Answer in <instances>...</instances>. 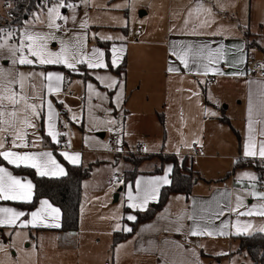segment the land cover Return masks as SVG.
Segmentation results:
<instances>
[{"label":"snow or ice","instance_id":"6c2138e0","mask_svg":"<svg viewBox=\"0 0 264 264\" xmlns=\"http://www.w3.org/2000/svg\"><path fill=\"white\" fill-rule=\"evenodd\" d=\"M139 0H122L121 3L109 4L108 0L98 3L97 0H38L35 11L28 13L29 18L17 21L14 24L0 26V160L15 168L34 169L40 177L62 178L68 176L65 168L57 162L51 150L33 151L41 146L44 137L39 135L41 121H44L46 136L51 143L59 145L60 137L68 135L58 129V122L64 128L69 125L62 121L61 113L57 110L54 100L71 113L70 119L81 122V116L66 104L62 96L70 93L72 83H77L85 88V96L81 97L87 105L89 117V131H107L118 134L123 132V125L110 115L105 118L95 116V109H102L110 114L114 109L105 108L104 103L111 101L116 109L125 102V82L118 76L111 74V69L120 68L124 62L125 46L119 47L113 44L110 48V59L106 58V51L99 46L89 47L94 40L99 41H126L124 35L112 36L101 32H93L92 25L103 27L105 20L102 16H108L111 9H128L135 16ZM228 5L235 7L232 0ZM7 7L12 8L8 3ZM83 9V16L78 18V9ZM89 9L99 10L96 16L89 13ZM67 10L69 14H64ZM227 11L224 0H194V4L182 12L174 11L173 19L183 16L182 23L177 26L172 24L169 32L172 36L188 37L185 40H172L169 46V59L166 71L170 75L194 74L204 77L195 81L197 89L201 85H207L210 81L209 75L228 76L233 79H243L248 76V71L242 67L247 63V42H241L226 48L224 43L215 40H203L202 37H227L235 36L233 25L225 28L219 23L220 13ZM128 12H125V16ZM110 26L129 27V21L116 16H108ZM245 29L247 25L244 26ZM69 33H71L69 35ZM213 44H217L213 47ZM252 51H255L254 49ZM231 52L232 60L227 58ZM178 62V63H177ZM224 64L229 71H224L220 65ZM68 74H78L85 77L79 81H71ZM260 74L264 76V63L258 65ZM255 71V69H253ZM103 73V74H101ZM86 75L92 76L95 81L107 90L101 92L97 85L88 81ZM248 85L261 83L252 79H246ZM177 91H180L178 89ZM193 97L199 99L200 91L187 90ZM114 92V96H109ZM260 110L254 118L252 93H249L247 104L246 139L242 146V156L233 161L239 166L242 160L264 170V91L260 93ZM215 105L217 101L211 95L205 97ZM100 103L93 104V100ZM84 105H81L83 110ZM202 114L206 117H218L219 112L210 107L203 106ZM123 119V117H122ZM260 127L257 129L256 125ZM130 135V133H124ZM90 138V142L95 140ZM192 144H201L200 140L192 141ZM122 140L117 138L115 145L110 147L103 144L102 147L109 151L123 152ZM191 147L190 144H185ZM164 144L159 145L163 150ZM202 147V144H201ZM144 153L154 151V148L143 146ZM179 155V148L176 150ZM60 155L72 165L81 164V153H70L62 151ZM118 171V170H116ZM174 168L169 165L164 169L163 175L155 176L149 180L136 181V194L133 195L132 186L127 185L128 195L126 206L136 211H147L150 203L158 202L161 189L172 184ZM112 181L119 184L125 182L113 175ZM237 184L242 186L231 191L225 189L217 196L204 203H200L190 213L181 212L172 221L175 225L171 230L185 237V243L191 244V237H223V236H245L251 237L256 234H264V176H259L252 171H243L236 179ZM35 185L31 180L14 175L8 167L0 163V201H13L21 204H32L35 196ZM249 198L255 203H248ZM176 199H181L177 197ZM197 205V201L193 200ZM61 209L55 207L47 199L39 201V207L34 211L25 212L15 207H0V229H9L8 236L21 235L17 229L23 228H61ZM30 217V219H25ZM228 217H235L234 220ZM245 217L246 219H241ZM255 218L262 221L259 225L254 222ZM114 232L132 233L133 228L121 225L120 220L135 222L137 216L128 214L126 216H113ZM190 221V224H185ZM219 221V224H217ZM26 238V237H25ZM178 248H184V244L176 243ZM35 246H33L34 249ZM200 247H204L200 245ZM15 241L5 244L0 241V252L10 257L9 249H16ZM123 245L116 248L119 253ZM195 258L197 253L194 248L188 249ZM23 251V250H21ZM216 255H227L217 253ZM3 264V262H0ZM11 264H17L11 260ZM189 264H202L201 261L193 259Z\"/></svg>","mask_w":264,"mask_h":264},{"label":"crops","instance_id":"0c3cea01","mask_svg":"<svg viewBox=\"0 0 264 264\" xmlns=\"http://www.w3.org/2000/svg\"><path fill=\"white\" fill-rule=\"evenodd\" d=\"M97 2L103 3L104 0H97ZM121 2L122 0H108L109 4ZM209 2H214V0H209ZM224 2L227 6V11L220 13L219 23L225 28L239 25L238 28H233L236 35L202 37L199 39L201 41L215 40L217 43H224L226 48H231L233 45L241 42H247L246 51L248 52V58L247 63L242 67L246 69L257 62L264 63V0H232V3L235 4L234 8L228 5V0H224ZM193 4L194 0H139L136 9L140 10V20H138L137 16H132L131 19V11L128 9H111L108 12V16H115V13L119 12H128L127 20L129 21V27L110 26L107 22L108 16H102L105 20L104 26L92 25L91 30L112 36L124 35L127 38L126 41L94 40L89 43V47L96 45L104 49L106 51V58L108 59H110V48L113 44L118 47L123 44L126 49L124 53L125 59L120 68L111 69V74L118 76L126 84L124 93L125 102L119 109H116V106L111 101H106L104 107L114 110L110 114H106L102 109H95V116L103 119L106 115H110L111 118L117 119L118 122L120 121L123 128L131 123L142 125L160 123L163 127L165 125L167 127L174 126L176 130H179L178 135L183 140H185V137L186 139H191L190 141L200 140L202 147L201 144H195L199 149L197 155L193 152L194 144L185 153L177 155L180 160L188 158L189 166L201 177L200 181L194 186L192 193L188 196L182 193L172 194L165 207L154 218L140 223L133 235L114 245V235L116 232L113 231L115 221L112 217L126 216L128 214L137 216V213L140 212L129 209L126 206L127 185L132 186L133 195H135L137 180H149L155 176L163 175L164 169L169 165L173 166L172 163H165L161 173L155 172L161 166L159 156L172 155L170 152L163 153L164 147L161 153L157 155L160 161L159 164H156L153 169L143 170L142 166L147 160L143 161L136 177L133 180L128 179L125 181V185L121 191L119 190V196L116 199V201L123 199V205L120 204L119 207L112 206L111 199L107 197L108 192H104V188L97 185V182L92 178L93 175L85 179L83 182V195L77 232L60 231L61 228L29 227L17 229L16 231L21 233L19 237L15 235L10 237L7 235V232L10 231L9 229H0V241H3L6 245L15 241L18 245L14 258L7 257L4 252H0V262L11 264V260H16L17 264H189L190 261L196 259L201 261L202 264H206V260L212 258L218 259V257L214 256V252L221 240H229L231 238L230 241H236L237 239L239 243V237L237 236L191 237L192 243L189 245L185 243L184 235L171 230L166 231V229H171L175 226L172 221L181 212H192L200 203L211 200L213 196H217L220 191L225 189L229 191L239 189L242 185L237 184L236 179L241 172L253 171L258 175L253 166L246 165L244 162H241L237 166L233 161L242 156V146L246 139L249 93H252L254 118H259L256 114L261 107L260 93L264 91V84L248 85L245 83V80L252 79L264 82V79L258 77L233 79L228 76L213 77L209 75L207 79L210 83L201 85L197 89L195 81L204 77H197L194 74H184L183 78H181L180 75H170L166 71L168 61L172 59L169 55L170 42L172 40L190 39L170 34L169 27L172 24L179 26L183 19L182 15L177 19H173L172 13L174 11L182 12L188 7L193 6ZM4 7H7V5L3 4ZM80 11L82 17L84 14L83 9L81 8ZM89 13L93 16L102 15L96 9H89ZM150 17H153L155 20H149ZM132 22L133 25H131ZM245 25H247L246 29ZM150 33H163V35L161 37H150ZM216 46L217 44H213V47ZM253 49L255 51H252ZM227 58L232 60L233 55L231 52L227 53ZM220 67L224 71L230 70L223 63ZM57 70L65 71V69ZM72 74L74 75L72 76ZM72 74L69 75L71 81L85 79V77H80L78 74ZM210 77H212V80H210ZM86 79L96 84L99 91H107L92 76L86 75ZM178 89L180 91H177ZM188 89L200 91L201 97L199 99L193 97L189 100L188 96L190 93L187 91ZM85 94L84 87L77 83H72L69 95L62 96L61 98L66 101L68 106H76L79 103L80 97H84ZM108 94L110 97L114 96V92H109ZM208 95L214 97L217 104L214 105L211 100L206 99L205 97ZM97 103H100V101L94 99L93 104ZM224 103L228 104V110L231 108L232 103L236 105L231 114L226 113L223 109ZM54 104L57 109L59 107L66 113L67 109L56 103L55 100ZM164 104H167V110L162 109ZM203 106L218 111L220 113L219 116H204L202 114ZM81 114L82 125L73 127L71 131L72 150L65 151L81 153V164L73 166L86 167L84 164L86 162L85 153L83 154L82 149L75 147V141L81 139L83 146H85L89 140L85 135V132L89 129L86 104H84ZM40 123L41 128L43 124L46 135L44 121L42 120ZM256 127L259 129L260 125L257 124ZM41 128L39 135L43 137ZM165 135L166 129L163 139ZM105 137L106 135L104 134ZM46 141L50 145L53 144L50 138L47 137L43 140L40 147L32 150H51L57 162L67 171L64 162L66 160L60 155L62 151L57 150L59 145L55 148H50L47 147L49 145ZM140 144L137 145L135 151ZM125 146L127 144L124 142V145H122L124 148L123 153L128 152L125 150ZM112 155L115 159L117 158L115 154ZM145 155L150 156L149 160L153 159V155ZM109 156L111 157V155ZM103 159H94L95 162L92 164L96 168L103 167V163L107 162ZM111 159L107 160L114 162ZM0 163L8 167L14 175L31 180L34 184V181L29 176L16 173L11 168L14 166L8 165L2 160H0ZM117 166L114 165L115 168ZM131 170L133 168L123 171V175H126V171ZM177 197L181 199H176ZM193 200L197 201V205L193 204ZM155 203L157 202L150 203L148 209ZM20 204L13 201H0V207H15L25 212L34 211L39 207L38 204L35 209L29 211ZM244 218L241 217V219ZM25 219H30V217H25ZM228 219L234 220V217H228ZM119 222L121 225L126 224L130 227L134 223L127 220H120ZM190 223V221H185L186 225ZM217 224H219V221H217ZM122 233L127 234L126 232ZM177 242L184 244V248H178L176 246ZM119 245H123V248L117 253L115 250ZM200 245L204 247H200ZM33 246H35L34 249ZM189 248L195 249L197 253L195 258L188 250ZM19 249H22L23 252L20 253ZM228 257L230 258V256Z\"/></svg>","mask_w":264,"mask_h":264},{"label":"trees","instance_id":"16d2710c","mask_svg":"<svg viewBox=\"0 0 264 264\" xmlns=\"http://www.w3.org/2000/svg\"><path fill=\"white\" fill-rule=\"evenodd\" d=\"M3 4H12L8 14L12 21L9 24H14L17 21H23L29 18L28 13L35 11V4L38 0H0ZM1 20V16H0ZM0 22V26H1ZM123 68V66H122ZM63 69V68H58ZM66 72V70H65ZM67 73V72H66ZM68 74V73H67ZM70 75V74H68ZM74 74H72L73 76ZM44 140L47 138L42 124L41 128ZM47 142V141H46ZM50 148H55L57 145L47 142ZM148 158L150 156H147ZM137 166L131 171H126L125 181L133 180L138 169L143 163V159L139 158ZM161 166L157 168L156 173H161L164 169L165 163H172L174 172L171 176L172 184L162 188L159 201L150 206L145 212L137 213V220L131 224L133 228L132 233L123 234L116 232L114 235V245L130 237L135 232L137 226L145 221L154 218L167 204L170 196L174 193H182L186 196L192 193L194 186L200 181L201 177L189 166L188 158L180 160L177 155H160ZM66 164L68 176L62 178L40 177L35 173L34 169L30 168H15L11 167L16 173L29 176L35 184V196L32 204H20L29 211L35 209L41 199L49 200L53 205L59 207L62 212V227L60 231L77 232L79 226L80 205L83 195V182L91 175V167L73 166L64 161ZM246 165L253 166L258 172L259 176H264V170L248 161H242ZM124 181V182H125ZM238 253H246L250 259L251 264H264V234H256L251 237L240 236Z\"/></svg>","mask_w":264,"mask_h":264},{"label":"rangeland","instance_id":"374dc122","mask_svg":"<svg viewBox=\"0 0 264 264\" xmlns=\"http://www.w3.org/2000/svg\"><path fill=\"white\" fill-rule=\"evenodd\" d=\"M62 11L64 12V14H69L67 13V10H62ZM77 11H78V18H80L81 11L80 9H78ZM8 12H9V8L8 7L3 8V3L0 2V16H1L0 22L2 24L1 26H6L9 23H11L12 19L8 14ZM115 16L122 17L126 20L128 17V15L125 16V12L115 13ZM132 16L133 15L131 13V19ZM136 16L138 17V20H140L139 19L140 10L136 9L135 17ZM149 20L154 21L155 19L153 17H150ZM131 25H133V22L131 23ZM70 34L71 33H69V35ZM162 35L163 33L149 34L150 37H154V36L161 37ZM167 107H168L167 104H164L162 109L167 110ZM222 107L226 111V113L231 114V112L235 109L236 105L232 103L231 108L229 110L227 103H224ZM162 112L165 114L164 111ZM76 113L80 115L79 112ZM80 116L82 117V114ZM119 123L121 122L119 121ZM163 129L164 131L166 129V135L164 139H163V134H164ZM178 132L179 130H176L174 126L167 127L165 125V127H163L160 123L155 125H142L138 123H131L125 128H123V132H120L118 134L109 133L107 131L93 132L87 129L85 135L89 139L88 143L85 146H83L82 140L79 139L75 141V147L78 149H82L83 150L82 153L83 154L85 153V161H86L84 163L85 166L88 168L89 167L92 168L91 175H93L92 177L93 180L97 182V185L99 187L104 188L105 190L104 192H108L107 197L111 199L112 206L119 207L120 204L123 205V199L121 201H116V199H117V195H119L120 188L124 187L125 183L117 185L112 181L113 175L123 174V171L136 167L138 160H140L139 158H145L143 159L144 161L147 160L142 166L143 170L153 169L156 164L160 163L157 155L160 154L162 151L159 148V145L161 144L165 145V149L163 153L170 152L173 155L176 153L177 148H179V153H185V151L189 149V147H186L185 144H190L192 146V141H190L191 139L188 138L186 139V137L184 138L185 140H183L181 136L178 135ZM124 133H130V135H126ZM100 134H105L106 137L103 139L100 137ZM117 135H119V137H117ZM91 137H95L96 139L90 142ZM113 138L121 139L122 145H124V142L127 144V146H125V150L128 152L126 153L120 152L118 154H115L117 157L116 159L112 155L113 153L111 154L109 150H106L102 147L103 144L109 145V141ZM144 141L147 142L150 147L154 148V151L146 153L149 155H153L152 157L153 159L151 160H149L150 157L148 158L146 155H139L135 152V148L137 147V145ZM109 155H111V157ZM108 157L112 158L114 162H110V160H107L110 159ZM97 158L100 159L104 158L103 160L107 161L106 163H103L102 165L103 167L96 168L92 164L93 162H95L94 159ZM117 162L119 163L116 164ZM114 165H118V166L115 168ZM248 203H255V201L249 198ZM254 222L257 225H259L262 221L260 220V218H255ZM230 240L231 238L229 240H221L217 249L214 252V256L218 257V259L212 258L210 260H206V264H229V261L230 264H251V259L246 253H242V254L238 253L239 243L237 242V239L236 241H230ZM19 250L21 251L22 249ZM9 252H10V258L11 257L14 258L16 249L13 250L9 249ZM22 252L23 251H21L20 253ZM217 253H226L227 255H216ZM6 256L9 257L8 255ZM228 256H230V258Z\"/></svg>","mask_w":264,"mask_h":264},{"label":"built area","instance_id":"2783aa9c","mask_svg":"<svg viewBox=\"0 0 264 264\" xmlns=\"http://www.w3.org/2000/svg\"><path fill=\"white\" fill-rule=\"evenodd\" d=\"M259 64L260 63L257 62V63H255V64H253L251 66H248L246 68V70L248 71L247 78H255V77H258V78L264 79V76H262L260 74V71L258 69V65ZM253 69H255V71ZM210 80H212V77H210ZM84 104H85V101L82 100L81 97H80L79 103L76 106H70V107L73 109L74 112L82 113L83 110L81 109V105H84ZM57 110L61 113V119H62V121L67 122L68 125H69L67 128H64L63 127V124L60 123V122H58V125H57L58 126V129L61 132H67L68 135L61 136V139H60L61 140V143L59 144L57 150H59V151L72 150V135H71V131H72V128L73 127H78V126H81L82 125V118H81V122L77 123V122H74V121H72L70 119L71 113H69L68 111H66V113H65L59 107H58ZM115 140L116 139L113 138V139H111L109 141V146L110 147H113L115 145ZM143 146H148V143L145 142V141L142 142L138 146V148H137V150L135 152L137 154H139V155H145L146 153H144L143 151L140 150ZM110 152L113 153V154L120 153V152H116V151H110ZM193 152H194L195 155H197L199 153V149H198L197 145H195V144L193 145ZM115 175L118 176L119 179L125 181V176L123 174H115ZM0 238H1V234H0Z\"/></svg>","mask_w":264,"mask_h":264},{"label":"water","instance_id":"95a60500","mask_svg":"<svg viewBox=\"0 0 264 264\" xmlns=\"http://www.w3.org/2000/svg\"><path fill=\"white\" fill-rule=\"evenodd\" d=\"M100 136L104 138V134H101ZM121 190H122V188L120 189V191H121ZM118 196H119V195H117V199H118Z\"/></svg>","mask_w":264,"mask_h":264}]
</instances>
